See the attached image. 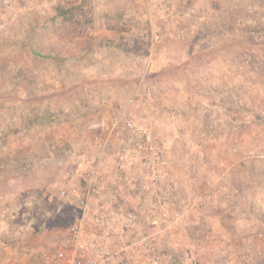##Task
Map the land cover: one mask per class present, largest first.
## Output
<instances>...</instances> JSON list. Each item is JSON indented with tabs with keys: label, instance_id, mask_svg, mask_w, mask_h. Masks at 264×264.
I'll use <instances>...</instances> for the list:
<instances>
[{
	"label": "rangeland",
	"instance_id": "obj_1",
	"mask_svg": "<svg viewBox=\"0 0 264 264\" xmlns=\"http://www.w3.org/2000/svg\"><path fill=\"white\" fill-rule=\"evenodd\" d=\"M154 156L175 221L128 264H264V0H0V264H54L95 166L148 209Z\"/></svg>",
	"mask_w": 264,
	"mask_h": 264
},
{
	"label": "built area",
	"instance_id": "obj_2",
	"mask_svg": "<svg viewBox=\"0 0 264 264\" xmlns=\"http://www.w3.org/2000/svg\"><path fill=\"white\" fill-rule=\"evenodd\" d=\"M119 124V120L114 121L112 129H116ZM123 128L136 129L135 123L130 119L125 123L123 122ZM151 137L150 134L146 135L147 140H151ZM132 150L134 153L137 152V148ZM156 160H158V156H154L153 161L139 159L134 162L121 161L119 163L122 174L117 179V186H120L121 197H127L128 194L132 196L129 191L134 192L142 185L150 192L149 195L152 199L148 209H145L144 204L139 201L124 211L111 210L110 205L98 204L97 201H93L92 199H96L97 196V184L94 179L99 177L98 166L93 168L91 179L87 181L84 190H82L83 179L71 189H61L63 196L69 197L72 194L75 197L79 212L76 221L70 226L65 245L56 251L54 264H113L116 261L120 264H128L131 249L136 252L142 244L151 245V238L154 242L155 237L157 238L156 234L163 227L170 228L172 226L171 223L175 219H171V211L166 206L167 202L163 200L167 198L166 195H162L163 179L160 175L155 174L152 177L149 176L150 179H146L143 174L145 167L154 170L158 168ZM127 168L130 170H126ZM129 172L135 173V175H129ZM146 180H149V185L144 186ZM117 190L119 191V187ZM113 215L121 216L122 219H117ZM145 215L150 216L149 219L155 226L156 233L149 235L142 232L136 235L132 234L137 230L142 216ZM135 243L138 245H133ZM154 243L153 248H155ZM160 258L161 255L158 252L154 255L153 260L158 261Z\"/></svg>",
	"mask_w": 264,
	"mask_h": 264
}]
</instances>
